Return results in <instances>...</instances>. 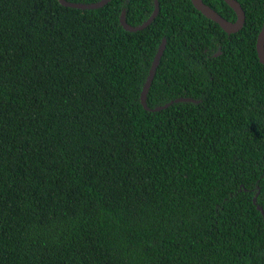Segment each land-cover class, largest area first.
I'll use <instances>...</instances> for the list:
<instances>
[{
    "label": "trees",
    "instance_id": "1",
    "mask_svg": "<svg viewBox=\"0 0 264 264\" xmlns=\"http://www.w3.org/2000/svg\"><path fill=\"white\" fill-rule=\"evenodd\" d=\"M157 1L0 0V264H264V0Z\"/></svg>",
    "mask_w": 264,
    "mask_h": 264
},
{
    "label": "water",
    "instance_id": "2",
    "mask_svg": "<svg viewBox=\"0 0 264 264\" xmlns=\"http://www.w3.org/2000/svg\"><path fill=\"white\" fill-rule=\"evenodd\" d=\"M61 4L69 7H76L81 9H93L102 7L106 3H108L110 0H98L95 2H73L68 0H59ZM236 13V19L235 20H228L225 18L222 14H220L218 11H216L213 7H211L209 4L205 3L203 0H191L194 7L199 10L203 15H205L207 18L211 19L212 21L218 23L220 27L227 33H235L242 29V27L245 24L246 21V13L243 9L241 3L238 0H224ZM159 12V3L157 0H155V7L151 13V15L143 21L139 25H132L128 23L126 19V13L125 10L122 11L120 15V23L124 27V29L128 31H138L146 26H148L154 18L157 16ZM167 39L164 36L157 48V51L154 55L151 67L149 69V73L147 75V78L145 80V83L143 85L142 91H141V103L143 107L146 110L149 111H157L163 108H166L173 102H180V101H189V102H198L199 100L192 98V97H177L176 99L169 101L163 105H157L155 107H149L147 103V95L148 91L150 89V86L152 84V81L154 79V76L156 74L157 67L160 63L161 57L164 53V50L166 48ZM256 50L258 54V59L261 63L264 64V24L261 27L257 40H256ZM220 53V52H219ZM217 53L216 55H218ZM253 201L256 203V196L253 198ZM257 208L261 210L262 214L264 215V211L260 205H257Z\"/></svg>",
    "mask_w": 264,
    "mask_h": 264
}]
</instances>
